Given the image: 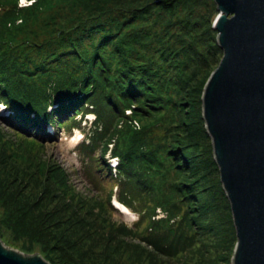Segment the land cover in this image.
<instances>
[{"label":"trees","instance_id":"1","mask_svg":"<svg viewBox=\"0 0 264 264\" xmlns=\"http://www.w3.org/2000/svg\"><path fill=\"white\" fill-rule=\"evenodd\" d=\"M19 1L0 0V101L13 111L11 117L0 118V121L16 132L21 140L17 144L18 141L0 131V165L6 160L17 176L27 179V186L33 184L36 190H41L30 209L32 205L34 209L45 205L44 200L50 205L56 191L73 200L77 198L70 189L67 172L43 157L44 143L57 139L47 135L43 125L53 122L58 129L80 126L75 116L79 112L90 111L85 107L90 103L98 122L91 142L80 145L82 152L110 177L113 174L107 162L94 153L100 147L106 153L109 144H114L113 153L121 159L120 175L116 180L123 189L120 199L129 205L124 197L125 190L130 191L128 197L145 210L142 219L154 218L159 207L170 213L169 220H162V223L155 220L142 235L117 223L108 224L109 234L113 237L116 236L114 232L120 236L128 235L134 244L128 246L158 257L171 261L178 258V252L197 241L194 240L195 235L187 236L183 229L179 231V227L169 223L177 204L174 200L176 191L188 205L187 214L190 212L194 217L196 213L191 186L183 181L189 160L184 157L183 149L171 148V145L169 149V145L166 147L165 143L153 139L149 143L143 141V137L147 139L153 135L145 123H151L168 103L164 93L168 90L166 85L172 86L171 81L161 85L157 80L159 75L151 66L131 51L127 54L124 44L127 35L122 31L123 24L118 27L120 18L94 19L93 15L98 17L106 13L109 11L107 6L118 4L119 0H34L26 7H20ZM142 1L137 0V3ZM58 7L65 9L64 15L59 16L58 13L45 21V12ZM39 22L43 25L42 32L47 35L43 39H38L39 34L32 26ZM134 38H137V44L142 45L146 35L137 32ZM206 82L205 79L202 92ZM55 105L57 107L49 113L48 106ZM178 106L175 99V121L179 118ZM129 108L134 109L132 116L125 112ZM134 120L141 123L139 129L134 127ZM98 123L102 125L100 131ZM120 124L121 128L118 127ZM165 147L167 155L164 158ZM166 160L170 162L169 167L165 165ZM23 163L25 166L20 165ZM176 164L180 178L168 185L165 176L176 168ZM163 188H170V191ZM85 202L81 198L77 200V206L87 209L85 217L78 214L65 216L64 209L54 207L41 213L46 217L42 223L64 224L79 237L99 236L103 225H99L102 222L94 208L103 207V202ZM108 207L116 212L111 196ZM107 242L114 243L111 239ZM148 246L151 250L147 249Z\"/></svg>","mask_w":264,"mask_h":264},{"label":"rangeland","instance_id":"2","mask_svg":"<svg viewBox=\"0 0 264 264\" xmlns=\"http://www.w3.org/2000/svg\"><path fill=\"white\" fill-rule=\"evenodd\" d=\"M31 1L20 0L19 3L22 6L30 5ZM107 8L109 11L106 13L98 17L93 15L94 19L104 20L107 16H115L117 20L120 18L118 27L122 24L124 26L122 31L127 35L124 42L127 54L131 51L136 57L142 58L143 63L151 66L159 75L157 80L161 85L166 82L168 84L169 81L172 86L174 84V87L166 85L168 90L164 94L168 103L165 108L159 111L151 123H145L153 135L147 139L143 137V141L149 143L153 139L161 144L165 143L166 147L169 145V149L170 145L171 148L183 149L184 157L189 160L183 181L191 186L196 200V213L193 214L194 217H191L190 212L187 214L188 205L176 191L174 200L176 199L177 204L173 207L169 223L179 227V231L183 229L187 236L195 235L194 240L197 241L178 252V258L171 261L128 246L134 245L128 235L120 236L114 232L116 236L113 237L109 234V225L117 223L142 235L151 223L169 220L170 213L159 207L154 218L142 219L145 210L128 197V190H125L124 198L129 202L127 205L133 216H124L110 210L108 198L112 196L113 199L123 190L120 182L116 181L118 176L113 174L108 177L107 171L99 168L98 164L91 163V158L77 146L76 137L71 138V128L66 127L57 129V139L54 142L44 143L46 147L43 157L67 172L70 189L77 198L73 200L56 191V197L50 205L44 200L45 205H39L35 209L32 205L30 209L41 190H36L33 184L27 186V179L17 176L6 160H3L2 163L5 164L0 165V168L3 167L0 171V238L7 247L27 255L39 254L51 264H233L237 235L231 204L223 189L212 141L203 120L202 85L218 68L224 55L218 44V32L213 29L219 14L217 4L215 0H144L139 3L137 0H119L118 4L108 5ZM108 12L111 13L107 14ZM58 13L59 16L64 15L65 9L58 7L57 10L45 12L47 17L44 20L49 21L50 17ZM32 26L39 34L38 39L47 36L42 32V22ZM137 32L146 35L142 45L137 44V38H134ZM85 43L87 44L86 41ZM175 99L177 106L179 103L178 121H175L177 117L173 110ZM133 110L129 108L125 112L132 116ZM133 125L137 129L142 126L136 120ZM89 127L90 125L80 129L83 136L88 135ZM118 127L121 128V124ZM1 130L18 141L17 144L20 143L19 135L0 121ZM113 148L112 144L109 149L113 151ZM101 151L100 147L94 155L101 158ZM7 154L10 152L7 151ZM20 165L25 166L24 163ZM165 165L169 167L170 162L166 160ZM174 167L175 165L172 166ZM179 178L176 164V168L164 180L169 185ZM163 189L170 191V188ZM79 198L89 204L96 200L103 202V207L94 208L102 222L99 225H103V232L99 236L79 237V234L67 229L64 224L54 226L42 223L45 216L41 213L54 207L64 209L65 216L78 214L85 217L87 209L77 206ZM108 239L114 243L107 242ZM147 249L151 250V247L148 246Z\"/></svg>","mask_w":264,"mask_h":264},{"label":"water","instance_id":"3","mask_svg":"<svg viewBox=\"0 0 264 264\" xmlns=\"http://www.w3.org/2000/svg\"><path fill=\"white\" fill-rule=\"evenodd\" d=\"M224 55L204 88L203 120L237 244L233 264H264V0H215ZM0 264H51L7 247Z\"/></svg>","mask_w":264,"mask_h":264},{"label":"bare ground","instance_id":"4","mask_svg":"<svg viewBox=\"0 0 264 264\" xmlns=\"http://www.w3.org/2000/svg\"><path fill=\"white\" fill-rule=\"evenodd\" d=\"M75 141L77 142L78 141V138L76 137V139H75ZM123 209V208H122ZM125 212H129V211H127V210H125V209H123Z\"/></svg>","mask_w":264,"mask_h":264}]
</instances>
